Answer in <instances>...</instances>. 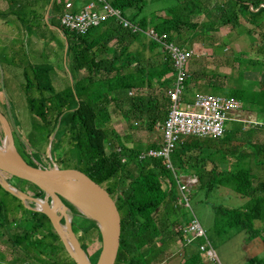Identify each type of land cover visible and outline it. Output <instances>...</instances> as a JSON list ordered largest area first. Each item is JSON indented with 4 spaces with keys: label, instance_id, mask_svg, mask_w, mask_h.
Segmentation results:
<instances>
[{
    "label": "trees",
    "instance_id": "obj_1",
    "mask_svg": "<svg viewBox=\"0 0 264 264\" xmlns=\"http://www.w3.org/2000/svg\"><path fill=\"white\" fill-rule=\"evenodd\" d=\"M66 1L59 0L55 3L54 0H39L36 6L45 9L51 3V20L47 19V24H44L57 30L61 37V50L65 52L70 82L57 89L50 79L51 66L47 63L36 64L33 61L36 54L41 56V53L33 48L32 54L35 55L32 58L26 56L23 40L10 42L11 38L5 32L0 35V49L6 51L0 53V67L20 71L19 75L23 81L19 86L31 116L30 133L48 131L46 137L54 138L51 148L54 146L57 150L64 149L63 153H60V166L57 167L74 168L83 172L103 186L114 200L120 214V242L115 264H149L145 259L147 254L143 252L150 250L149 253H152L158 246H165L164 249L167 250L175 236H182V232L175 231L178 224L169 216L175 203V180L164 159H138L139 153L154 147L153 144L139 140L131 141L132 136L115 131L111 121L114 115L119 116L126 121L127 128L131 129L132 121L137 120L143 130L152 132L155 124L162 121L167 113L165 90L171 83L164 80V76L169 72L174 73L171 61L159 44L148 39L143 33L131 34L112 19L91 27L83 35L68 31L59 21L60 16L66 12ZM107 1L129 22L136 24L143 31L152 28L155 32L164 34L168 41L174 42L180 48H184L186 43L191 44L192 36L210 35L216 31L224 34L242 31L251 38L252 43L249 52L245 54L249 57L248 63L240 66L247 68L246 66L251 64L253 67H259L257 70L261 75L264 74V0H177L174 4H167L150 12L145 9L155 0ZM22 7L23 5L16 3V9L12 12L15 21L19 22L15 30L23 36L31 37L40 31V27L24 20L27 14ZM143 12L147 14H142ZM29 13L33 20L43 18V13L33 10ZM196 18L200 20L193 21ZM106 23L115 26L118 39L130 37L150 51H162L159 76L155 77L150 60L148 63H142V54L129 51L127 47L108 51L106 56L105 45L113 33L107 32L94 41L95 32ZM184 31L191 32V36L183 38ZM27 45L31 47L30 42ZM130 66H133V70L126 71ZM190 75L188 73L185 82V102H190L193 98L190 95L193 91ZM243 76L244 70L240 69L239 77L243 79ZM210 78L215 79L213 74ZM207 84L210 95L222 93L225 97L242 102L249 109L255 108L256 119L264 126V79L259 81L257 91L224 87L218 80H209ZM154 85L164 89L163 96L155 91L149 92ZM132 90L137 93L129 95ZM8 113L10 114L9 111ZM6 120L14 140L16 134L20 136L17 122L10 118ZM242 127L243 125L236 124L232 130L242 136ZM205 140L224 143L222 137ZM200 141L201 139L192 137L182 139L171 154V163L185 170V165L193 158L190 152L193 149L201 152V148L208 145ZM126 142H132V146H126ZM230 150L234 151V155L237 154L233 168L210 170L207 174L201 173L202 176H199L202 183H205L203 178L209 176L205 186L208 191L226 187L246 199L244 205L239 208L221 205L213 207V229L211 234H206L213 248L241 233L244 242H250L259 234L256 222L264 221V144L249 143L248 147H245L240 143ZM16 151L23 159L25 152L23 154L17 149ZM25 162L35 168L42 166L41 162ZM250 162H254L255 167L256 163L262 165L260 178L253 174ZM11 181L13 183L8 182L10 185L28 196L44 198L45 193L33 184L15 177H11ZM205 184H201V188ZM0 188L19 202L18 207L21 210L16 229L20 231L14 239L8 240L11 246L16 248L17 263L59 264V252L62 250L69 258V262H64L76 264L54 232L48 218L33 210L34 203L21 201L1 186ZM47 201L49 203V199ZM61 201L67 207L70 227L81 250L86 252V245L94 241L100 247L101 234L97 222L81 215L67 201ZM23 204L28 207L24 208ZM6 213L0 202V220H4V223L0 221V226L9 225V221L6 222ZM77 217L83 221H76ZM59 223L64 224L62 217L59 218ZM164 255L165 253L159 254L160 257ZM204 259V253L198 249L191 255L190 262L185 261V264H204ZM245 264H264V250L260 256L250 258Z\"/></svg>",
    "mask_w": 264,
    "mask_h": 264
},
{
    "label": "rangeland",
    "instance_id": "obj_2",
    "mask_svg": "<svg viewBox=\"0 0 264 264\" xmlns=\"http://www.w3.org/2000/svg\"><path fill=\"white\" fill-rule=\"evenodd\" d=\"M37 1L39 0H0V35L4 34V32L7 33V36L11 38L10 42H13L15 40L19 42L23 40L26 48L25 54L26 56L28 55V57L30 56L32 58L35 55L32 54L33 48L36 49V51L40 52L41 56L36 54L33 61L36 64H49L51 66L50 79L57 89H61L66 85V83L70 82L68 80V65L66 62V57L64 55L65 52L61 50V37L58 34L57 30L49 27L48 25H45L47 24V19L51 20L49 13L51 4H48L44 9L43 7H39V5L36 6ZM58 1L59 0H54L55 3H57ZM176 1L177 0H155L152 4H149L147 6L145 11L150 12L155 8L163 7L167 4H174ZM16 3L23 5L22 9L27 14L24 19L25 21L31 24L39 25L38 27H40V31H38L36 35H32L31 37L28 35L23 36L16 32L15 29L18 27L17 25H19V22H17V20L15 21V17L13 16L14 13H12L14 9H16ZM30 10H33L34 12H40L41 14L43 13V18L33 20V18L30 16L31 13H29ZM47 12L49 16H47L46 19L45 15L47 14ZM146 12H143L142 14H147ZM3 14L5 15L2 16ZM199 20V18L193 19V21ZM15 32L17 33L16 35ZM189 36H191V32H183V38H187ZM191 39L192 43H186L184 48H193L197 53V55L195 57H192V59L190 60V78L193 77L191 81L194 82L198 80V84H201V86H195V93L208 94L209 92L207 90V82L209 80L221 81L224 86L226 83V85L231 84V86L237 85L238 87L241 83L243 86L250 88V86L256 87L259 84V81L264 79V74L261 75L259 73V70H257V68L259 69V67H253V65L251 64H248L246 66L247 68H242L240 66L241 64L244 65L249 61V57H247V55L245 54L249 52L252 41L246 33L237 30L231 34L228 32L224 34L220 31H216L211 33L210 35L200 34L197 36H192ZM28 42H30V48L27 45ZM135 50H140V47H135ZM4 52L6 51L0 49V53ZM148 55L149 58H146V56ZM161 55L162 54L155 55L154 51L152 54L148 50H143V60L141 55L140 57L142 63H148L150 60V63L154 64L153 61L158 60L159 57H162ZM240 69L244 70L243 79H241L237 74L240 73ZM19 72V70H5L1 69L0 67V112L1 114H5L3 115L5 119L10 118L11 120H15L17 122L18 133L20 134L19 137L16 134L13 143L15 144V147L19 152H22L23 154L25 152V154L23 155V159L25 161L29 162L30 160H32L33 162H41V169H51L53 167L60 166V153L62 154L64 149L57 150V148L54 146L51 148V145L54 142V138L52 136L48 138L46 137L48 131L41 130L33 131L32 133H30L29 121L31 119V116L28 113L25 98L22 95L19 86V83L23 81L22 77L19 75ZM223 72H225L226 74H224ZM212 74L215 79L210 78V75ZM102 77L103 76H101V78ZM234 78L237 79L235 80ZM132 93L135 94V92ZM190 95L191 97L195 96L193 95V93H191ZM218 96H223V94L220 93ZM242 107L244 108V110L246 109V106L244 104H242ZM122 108L125 109V106H123ZM8 111L11 115L8 113ZM248 111L255 112V108L249 109ZM7 113L9 114L8 116ZM242 115L243 113H241V116ZM248 115H250V113ZM112 118L113 119L111 123L114 130L119 132L122 131L127 134L129 133L132 136V138L130 137L131 141L139 140L141 142L148 143L154 134V129L149 133H147L146 130H143L142 126H139V122L137 120H133V128L128 129L126 121L121 119V117L114 115ZM140 122H142V120H140ZM234 123L235 122H232L230 129L232 128V125L234 127ZM3 138L4 129L3 124L0 123V146H2L3 144ZM205 139L207 138H204V140L201 139L200 143L213 145L216 147L222 145L216 140ZM126 146L131 147L132 142H126ZM223 148H219V150ZM28 154H30L31 157H29ZM256 165L259 168L252 166V172L256 176V178H260L262 175L261 171H263L262 165L257 163ZM1 176L2 179L7 183H13V181H11V177H8L6 175ZM186 197L189 199V208L184 207L181 203L179 205L175 204L174 207L176 216L171 217V219L175 220L178 225H183L184 223H186V221H188L190 215L193 214L199 221L201 227L207 231V234H211L210 232H212L213 229V207L221 205L227 208H239L242 207L246 202V199L241 198L230 188L226 187H217L212 191H208L206 190V188H198L196 190L189 189L188 193H186ZM0 202L3 209H5V211L7 212L5 216L6 222L9 221V225L5 224L0 226V264H18L16 259V257L18 256V254H16V248L12 247L11 243L8 240L14 239L15 235H17L20 231L19 229L18 231H16L17 225L19 223V213L21 212L20 207H18L19 202L9 194L5 193V191H3L1 188ZM22 206L24 208H27L25 204H23ZM75 209L81 215H84L79 211L78 207H75ZM75 220L78 222L83 221L79 217H77ZM0 221L4 223V220L2 218ZM62 226H64V224H62ZM175 238H177V241H179L181 239V236L177 235L175 236ZM199 243V240L193 241L189 244L188 247L197 251ZM224 243L225 242H222L218 245V247L222 246ZM86 246L87 251L84 252L85 261L87 262V264H96L100 247L95 241L88 243ZM164 248L165 246H158L154 251H152V253H149L150 250L148 252L146 250L145 252H143L145 253V255L147 254L145 259L149 264H168L173 256L168 248L167 250ZM161 253H165V255L160 257L159 254ZM152 256L154 258H152ZM59 257V264H66L64 261L69 262L67 254L62 250H60L59 252Z\"/></svg>",
    "mask_w": 264,
    "mask_h": 264
},
{
    "label": "built area",
    "instance_id": "obj_3",
    "mask_svg": "<svg viewBox=\"0 0 264 264\" xmlns=\"http://www.w3.org/2000/svg\"><path fill=\"white\" fill-rule=\"evenodd\" d=\"M74 0L65 3L66 12L59 18L60 25L76 35H83L93 26L112 19L114 23L127 29L131 34L143 33L148 39L160 45L168 55L173 68L174 79L165 90L168 101L167 113L162 121L154 126L153 136L149 141L154 147L140 152L139 160L164 159L170 169L180 203L189 208L186 193L196 179L192 176L183 178L182 172L171 163L170 157L176 145L185 137L218 139L229 131L232 122L240 121L238 114L243 111L242 102L231 97L210 94H196L190 102L183 101L185 82L188 78V62L197 53L195 50L180 48L174 42L168 41L164 34L155 32L152 28L143 31L136 24L122 17L121 12L113 8L107 0H93L73 10ZM132 93L130 92L129 95ZM249 124L250 120L240 121ZM246 129V127L244 126ZM182 243L188 245L201 240L198 249L208 260L216 261L213 246L207 239L204 229L197 218L191 214L188 222L180 228Z\"/></svg>",
    "mask_w": 264,
    "mask_h": 264
},
{
    "label": "water",
    "instance_id": "obj_4",
    "mask_svg": "<svg viewBox=\"0 0 264 264\" xmlns=\"http://www.w3.org/2000/svg\"><path fill=\"white\" fill-rule=\"evenodd\" d=\"M47 16L48 13L45 15L46 19ZM0 123L3 124L4 129L3 141L7 138L10 144V153L0 150V186L21 201L27 200L34 203L35 207L33 210L43 213L48 218L54 232L58 235L65 250L76 264H79L78 260L71 252L68 240L63 232H67V236L72 240L73 246L83 257L84 252L81 250L71 230L70 219L66 214L67 207L61 199L75 207L81 204L91 206L95 215H87L79 211L84 216L95 220L100 230L101 246L96 264H115L120 242V214L107 190L91 180L83 172L74 168L53 167L51 169H41L30 166L17 153L9 123L1 112ZM1 175L15 177L33 184L45 193L44 198L36 199L21 191L17 192L13 186L2 179ZM69 181L76 183L77 186L69 185ZM39 202L46 204L48 209H40L38 207ZM60 217L64 219V226L59 223Z\"/></svg>",
    "mask_w": 264,
    "mask_h": 264
},
{
    "label": "crops",
    "instance_id": "obj_5",
    "mask_svg": "<svg viewBox=\"0 0 264 264\" xmlns=\"http://www.w3.org/2000/svg\"><path fill=\"white\" fill-rule=\"evenodd\" d=\"M88 1H90V0H74L72 3V9L77 10L83 4L87 3ZM114 27L115 26L112 23H110V24L106 23L105 25L101 26L98 29V31L95 32V34H94V36L96 37V39L94 41H97L98 39H100V37L105 35V33H107V32L113 33L112 34L113 36L111 38H109L107 44L105 45L106 46V49H105V55L106 56L108 54V51H111L114 49L119 50L120 48H123V47H127L129 51H132V52L137 51V52H140L141 54H142L143 50H148V49L144 48V46H142L136 40H132L130 37L125 38V39L120 37L118 39L116 37ZM137 46L140 47V50H135V47H137ZM101 48L102 47H100V49ZM148 51L153 54V51H150V50H148ZM159 52H158V50L154 51L155 55H160L162 53V51H161V53H159ZM193 57H195V56H193ZM146 58H149V55L146 56ZM161 60H162V57H159L158 60L153 61L154 64H153L152 69L154 71L155 77L159 76V73H160L159 68H160ZM190 60H189V67H188L187 73L191 72V61ZM132 70H133V66H130L128 69H126V71H132ZM223 73L226 74L225 72H223ZM237 74L239 76V73H237ZM172 79H173V74L171 72L167 73L164 76V80H169L170 83L172 82ZM192 79H193V77H191V80ZM234 79L236 80L237 78H234ZM198 83H199L198 80L192 82L193 91L191 93H193V95L198 94V93L194 92L195 86L199 85ZM240 84L237 87V85L231 86V84L226 85V83H225L224 87L250 89L253 91L259 90V84L256 87L250 86V88L243 86L242 84L240 85ZM199 86H201V84ZM207 90L210 93V91H209L210 89L208 88V86H207ZM152 91H155V93L160 94L161 96L164 95V89H162L158 86L156 87V85L153 86ZM132 92H135V94L137 93L136 90H132ZM140 92H144V91H140ZM216 96H218V95H216ZM248 110H249V108L246 107V109L245 110L243 109V111L241 112V113H243V115L241 116V113H240V114H238V116L240 118V121L250 120L251 122L249 124L242 123V122H235L234 123V125H236V124H241V126L243 125L242 136H240V134H236L233 132L232 129L234 127L232 125V128L228 132H226L224 134V136L222 137V141H224V143H222L221 146L216 147L213 145H206V146L201 148V152H198L197 150L193 149L190 152V153H192L193 158H191V162H188L185 165L186 169L182 170L181 168L178 167L179 170L182 172V175L184 176L183 178H187L189 176H192L196 179V183L194 185H192L190 187V189L196 190L198 188H201V184L206 183L204 186H202L203 188H205V186L207 185V181H208L209 176L204 177L203 182H205V183H202L201 179L199 178V176H202L201 173L207 174V172H209L210 170H218V169L225 168V167H227L228 170L233 168V165L236 162V155L237 154L234 155V151L230 150L232 147L239 146L240 143L243 144L245 147H248L249 143L259 144V145L264 144V126L261 122L257 121L256 112H250ZM249 113H250V115H248ZM244 126L246 127V129L244 128ZM219 148H223V149L219 150ZM250 161H251V159H250ZM250 166L252 167V166H254V164L250 162ZM251 170H252V168H251ZM215 189L216 188H214L213 190H215ZM210 191H212V190H210ZM173 200L175 201V203L173 204V206L169 212L170 218L176 216L174 205L180 204L178 191L176 189H173ZM187 222L188 221H186V223ZM178 226H180V225H178ZM255 226L259 230V234L255 239L246 243L243 240L244 239L243 234L242 233L237 234V235L233 236L231 239L224 241L225 243L222 246L214 248L216 258H217L216 261L208 260L205 257V259H204L205 261L203 263L204 264H245L250 258L255 257V256H260L264 250V221L256 222ZM204 231L207 234V231L205 229H204ZM188 246H189V244L183 245L182 239L177 241V238H174L173 242H171L169 247H168V249L170 250V252L172 253V256H173L168 264H185V261L190 262L191 255H194V253H196L197 251L195 249L193 250V249L189 248ZM161 264H167V263H161Z\"/></svg>",
    "mask_w": 264,
    "mask_h": 264
},
{
    "label": "bare ground",
    "instance_id": "obj_6",
    "mask_svg": "<svg viewBox=\"0 0 264 264\" xmlns=\"http://www.w3.org/2000/svg\"><path fill=\"white\" fill-rule=\"evenodd\" d=\"M173 77H174V76H173ZM0 150L4 151V152H6V153H10V144H9V141H8L7 138L3 141V146H0ZM3 184H5V183H3ZM68 184L71 185V186H77V184L74 183V182H72V181H69ZM11 186H12V185H11ZM13 188H14V190H16L17 192L20 191V190H18L17 188H15L14 186H13ZM38 207H39L40 209H42V210H46V209H48V206H47L46 204L42 203V202H39V203H38ZM78 208H79V210H80L82 213H84V214H87V215H95V213H94L92 207L89 206V205L81 204V205L78 206ZM181 227H182V225L178 226V227L176 228L175 231H176L177 233H180V232H181V230H180ZM63 234H64L65 237L67 238V240H68V244H69V248H70L71 252L73 253V255L77 258L78 263H79V264H87V262L84 260V257L82 256V254H81L79 251H77V250L75 249V247L73 246V242H72V240L67 236V232H63Z\"/></svg>",
    "mask_w": 264,
    "mask_h": 264
}]
</instances>
